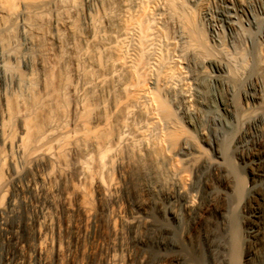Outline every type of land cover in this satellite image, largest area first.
<instances>
[{
    "label": "rangeland",
    "instance_id": "obj_1",
    "mask_svg": "<svg viewBox=\"0 0 264 264\" xmlns=\"http://www.w3.org/2000/svg\"><path fill=\"white\" fill-rule=\"evenodd\" d=\"M37 1L29 0L30 4H27L28 7L25 6V10H27V12L25 11V18L28 19V22H32L31 24L34 28H39L37 35H34L33 31V33L31 31L28 33V35H34H30L31 40L33 39V44L28 50L29 53L21 45L23 38L16 30L19 28L18 24H20L19 16V19L16 18L17 10L20 12L24 7L16 4L20 7L15 5L16 9L13 8L14 10L12 11L0 13V26L7 24V26L5 25L7 30L3 32L8 34L2 32L1 34L3 35L0 34V39L5 41L6 44L9 42V45H5L2 41L4 44L1 43L0 46L2 47L3 45L5 50L14 51L13 53L17 51L16 55H18L19 51L21 53L26 52L29 56L31 55L29 68L24 67L21 61L18 63V61L7 59L5 61L7 66H4L6 73L12 72L13 75L17 73L14 77H17L18 73L25 76L28 73L30 75L33 74V76L28 75L29 79L33 78L31 81L28 80L27 76L23 75L24 78L22 75L20 76L22 78L20 79L23 82L25 81V83L22 82L23 87H26H24L25 89L22 87L21 91L14 83L7 85L8 93L2 87L0 88L9 96L7 99H9L8 106L10 108H8V112H10V115L8 113L9 116L7 115L4 118V121H7L4 124L8 128L7 132L10 129V134H8L10 138H13V136L15 138L17 133H19L15 115L20 111L19 109H24V107H28L26 110L29 117V119L27 117L28 123H30V119L32 121L29 124L30 130L27 133L32 138L47 127L46 125L54 118L53 116H55V119L52 121H55L56 118L61 121L64 118L66 120H62L63 122L67 121V124L70 123L73 118L72 87L83 76L96 74L99 70L108 72L103 91L105 93L109 92V96L106 97L103 109H99L94 101L93 103L91 102L94 97L93 93L99 92L96 89L95 92L87 94L89 96H86V101L90 105L89 107L87 106V109L85 107L81 113L85 117L87 124H89L88 127L94 124L100 126L98 120L106 115L108 119L107 128L102 125L100 128L94 125L97 130L89 128L90 131L96 130L94 135L97 138L99 137V141L109 134V137H111L115 136L119 131L123 132V121L126 124L124 132L129 137L128 144L123 143L124 145L119 147V149L121 148L119 150V156L121 157L116 158L122 162L123 166L125 165L124 167L127 171L124 179V182L126 181L124 183V189L126 190H124V197H127L125 199L127 202L129 201V205L142 201L149 215L148 221L140 224L133 235L135 236L133 237V253L144 257L142 264H196V259L199 258L200 264H245L247 247L246 243L243 242V238L248 221L243 217V214L247 204L246 188L248 178L244 167L234 156L233 142L226 139H230L231 130L218 128L219 126H217V129L221 131L216 133L211 129L213 134H220L221 132L224 134L222 135L221 133L215 143L217 150L222 153L221 159H218L222 163L219 165L222 177L219 178L213 171L203 167L199 172V174L201 173L200 175L193 176V171H190L188 166L183 168L184 174L178 179L173 178L171 174L173 170L175 171L182 166L181 162H178L179 158L176 152L183 141L187 140L191 146L193 145L195 148L198 147L197 149L199 150L206 151V153L202 151L203 156L205 155L210 159L213 157L211 148L206 144V141H202L200 135L181 116L179 109L182 105L181 100L191 99L188 100L187 104H190L189 106L192 108L194 106L193 94L199 87L204 88V83L208 82V78L214 73L228 87L221 92L227 99L230 108L238 115H241V113H245V111H242V109L245 110L243 107V88L258 78L264 80V0ZM226 5L244 7L252 13L253 25L245 26L244 35L239 36L235 33L236 31L238 32L236 26H230L221 19L219 20L218 12L219 10H228ZM90 8L100 19V28L104 33L100 31L93 35L88 32L86 20L83 16ZM30 14L31 16H29ZM65 20H67V23ZM3 22L4 24H2ZM212 22L214 24L218 23L216 30L219 29V31L217 30L219 34H217V37L220 42L218 43L217 41L215 44L211 40L212 36L209 29V23ZM183 26L185 27L182 28ZM53 33L57 35L56 38H52ZM139 33L141 37L138 35ZM118 40H122L120 41L121 43ZM19 42L21 43L20 45ZM234 45L237 48L233 47ZM75 50L85 52H82L83 57L79 61L80 68H82L79 73L75 71V67L71 62ZM20 52L19 54H21ZM234 55L235 58H238L236 60L241 61V64L237 62L236 66L240 67L239 71L235 70V66L232 64L233 60H235L233 58ZM98 61H100L99 65H101L99 69L94 66V63L96 64ZM212 62L213 65H218L219 62V66H221L219 71H214L212 66L209 65L210 63L212 65ZM242 64H246L244 65L246 67L243 66L241 68ZM30 69L31 71L28 72ZM226 69L229 70L227 71ZM85 70L87 71L83 72ZM112 70H115V74L111 73ZM2 73L1 70L0 78L3 75ZM121 81L126 85L124 92L116 88V90L113 89L116 82ZM198 81H201L202 87ZM208 85L210 92H214L213 84L210 85L208 83ZM124 94L126 97L123 96ZM127 94L131 98L127 97ZM121 100L126 103L128 101L127 104L132 108H129L127 115H124L126 113L120 109ZM58 101L61 104H58L59 107H57ZM117 102L120 103L118 104ZM246 110L247 114L245 116L252 113L250 109ZM130 111L131 114H129ZM229 119L228 121L232 124L236 123L234 119ZM37 126L40 127L38 128ZM80 137L82 136L77 138L78 142L75 141L76 145L74 144L73 149L71 148L69 152L64 153L62 158L70 167L71 173H73L72 175L76 180L82 186H85L86 189H89L90 193H93V205L98 204L100 206L95 197V188L93 186L95 171L98 168L96 157L89 144L90 141L88 142L89 139L87 140L85 136L83 138ZM2 146V143H0V154H3L2 157L14 152L13 149L11 150L6 145ZM255 148L264 149V133L261 134L259 141L255 144ZM5 153L6 155H4ZM108 154L110 153L103 156L102 161L104 160L103 162L105 163L102 170L98 169L99 171H97L103 181L110 177L117 178L119 175L118 167H116L118 161L112 159L111 155L109 157ZM0 162V171L2 172H0L1 185L7 178L8 160L6 158L3 161L0 160ZM3 162L5 166L2 165ZM109 162L113 164H109ZM86 171L88 172L85 173ZM89 178L92 179V182ZM172 179L183 185L193 183V188L187 194L191 203L189 209L177 210L180 216L179 223L167 219L163 215L162 207H160L163 206V203L165 204L166 192L172 191L174 188L171 183L175 181L173 182ZM0 198L1 203L6 204L8 192H3ZM55 204H57V208H60L59 203L55 202ZM20 216H13L14 218L10 220L11 225L20 224L17 228L19 232L16 231L17 237L19 236L18 245L14 243V240H12L13 242L9 241L8 236L6 238V236L0 235V242L3 245L0 244V254L8 251L10 256L22 257L24 254L29 253L35 242L37 231L31 225H24L21 220L22 216ZM79 216L76 212L66 214L62 211L58 217L59 222L64 224L63 222L67 218L72 217L79 220ZM102 222V220L97 221L93 232L87 235L81 234L77 242L75 241V236L73 238V233L65 232L66 230L63 226H55L50 231L53 244L55 245L58 241L65 243L67 238V242L71 244L75 251L82 239V245L86 246L83 251L85 259L90 264H102L101 258L105 254V240L107 241L110 236L109 228ZM2 237L4 239H1ZM260 243L264 245V239ZM222 253L224 254V259L220 258ZM231 254L233 255V260L230 259ZM48 255L51 261L49 263L55 264L56 251L53 245L48 249ZM0 264H2L1 261Z\"/></svg>",
    "mask_w": 264,
    "mask_h": 264
},
{
    "label": "bare ground",
    "instance_id": "obj_2",
    "mask_svg": "<svg viewBox=\"0 0 264 264\" xmlns=\"http://www.w3.org/2000/svg\"><path fill=\"white\" fill-rule=\"evenodd\" d=\"M47 2H49V1H47ZM16 4L24 7L23 10H21L20 12L17 10L16 18L17 19L20 18V24H18L19 28L16 30H17V33H19L21 35V37L23 38L22 44L19 42V45L20 44L23 45L24 46L23 48L25 50H27L26 52H28V50L30 49V46L33 44L32 43L33 39L31 40L30 37L37 35V33L39 31L38 30L39 28L38 29H37V27L34 28L33 25L31 24L32 22L31 23L28 22V19L25 18L26 17L25 15L27 12V10H25L26 9L25 6H27V4L28 5L30 4L29 0H0V13L3 14V13L14 10L13 8L18 6ZM18 7H20V6H18ZM226 7L228 8V10H219V12H218L219 20L221 19L224 23H226L230 26L231 25L236 26V28H237L236 30H238V32L236 31L235 33L239 36L240 35L242 36L244 28L246 30L245 26L250 25V24L253 25L252 13L249 12L244 7H232L229 5H226ZM19 10H20V8H19ZM38 11H40V10H38ZM7 14H9V13H7ZM28 14H29V11H28ZM31 14L29 16H31ZM13 16H14V14H13ZM18 16H19V18H18ZM83 17L86 20L87 29H88V32L90 34L96 35L95 34L96 32H100V31L103 32V30H101V28H100V23H101L99 21L100 19L98 18V16L95 15V13L93 12V10H91V8L88 9V11L85 13V16H83ZM183 19H181V20H183ZM66 21L67 20H65V22ZM175 23H177V22H175ZM2 24H4V22ZM217 24H214V22L209 23V29L211 31V36H212L211 40L214 44L217 41H218V43L220 42L219 38L217 37L219 35L218 34L219 29H217L218 31L216 30ZM5 25L7 26V24L0 26V34L3 31L7 30V27ZM9 25H11V24H9ZM184 27L185 26H183L182 28H184ZM102 29H103V27H102ZM137 29H139V28H137ZM10 30H11V28H10ZM30 31H31V33L34 32L35 34L34 35L29 34L28 35V33ZM136 31L138 32V30H136ZM3 33L7 34V32L6 33L3 32ZM109 33H110V31H109ZM98 34H100V33H98ZM244 34H245V31H244ZM1 35H3V34H1ZM114 35H115V33H114ZM138 35L140 36V33ZM181 35H183V34H181ZM56 36H57L56 34H54V33L52 34V38H56ZM122 36H124V35H122ZM263 36H264V34H263ZM4 38H5V36H4ZM142 38H144V37H142ZM122 39H124V38H122ZM246 39H248V38H246ZM183 40H184V38H183ZM2 41L0 39V45H1ZM118 41L120 42L122 40H118ZM3 42L5 43V41H3ZM4 43H2V44H4ZM7 44L5 43V45H7ZM14 44L16 45V43H14ZM192 47H191V49H192ZM233 47H235V45ZM32 48H31V50H33ZM187 48H189V47H187ZM235 48H237V47H235ZM234 50H236V49H234ZM13 52L5 50L3 48V45H2V47L0 46V71L2 70V72H3L2 73L3 75H1L2 77L0 78V88L2 87L5 92L7 91L6 88H7L8 84L14 83L20 89V91H21V89H23L25 87V86L23 87V85H22L23 81L21 80L22 78L20 77L22 75V77L24 78L25 75L18 73L19 77H18V75H17V77H14V75L17 73H15L13 75L12 72L11 73L7 72V73H9V74H7L5 71V68H4V66H7L5 61L7 59L8 60L10 59L13 61H18V63H19V61H21V63L23 64L24 67L29 68V66H30V56L31 55L29 56L26 52H24V50H23L24 53H21L19 51L21 54H19V52H18V55H16L17 51L15 52L16 54ZM82 52H83L82 50H81V52H80V50L79 51L75 50V52L72 55V59H71L72 65H74V67H75L74 69L77 73H79V70L82 69V68H80V65H79V61H81L82 57H83ZM227 52H229V51H227ZM237 52H239V51H237ZM83 53H85V52H83ZM84 56H85V54H84ZM231 57H233V56H231ZM233 58L235 60H233ZM233 58H232V60H233L232 64L235 66L234 67L235 70H238L240 67L239 68L236 67L237 62H239V64H241L240 63L241 61L236 60L238 58H235V55ZM99 62L100 61H98V63L96 62V64L94 63V66L98 69L101 66V65H99L100 64ZM116 62H117V60H116ZM118 62H119V60H118ZM229 62H230V59H229ZM246 62H247V60H246ZM121 63H123V62H121ZM4 64H6V65H4ZM220 64H221V62H220ZM226 64H228V63H226ZM209 65L212 66L214 71H219L220 67H221V66H219V62H218V65L217 64L213 65V62H212V65H211V63ZM244 65H246V64H244ZM244 65L242 64L241 68H243ZM244 67H246V66H244ZM116 69H117V67H116ZM15 71H17V70L15 69ZM30 71H31V69L28 72H30ZM86 71L87 70H85L83 72H86ZM114 71L112 70L111 73L112 72L114 73ZM116 72H117V70H116ZM107 73L108 72L99 70V72H97L96 74H91L92 76L87 75L86 77H84V76L81 77L80 80L77 81L78 83H75L76 85L74 87H72V89H71L72 95H73V118L71 119L70 123L67 124V121L63 122L66 120L63 117H62L63 119H61V121L58 120L57 118H56V120H58V121H56V120L52 121L53 119H55V116H53L54 118L51 119V121L49 120L50 123L48 122V125H46L47 127L45 126L46 128L43 129V131H41V132L39 131V133L36 132L37 134L35 133L36 135L33 138L29 134H27L28 131L30 130L29 124L32 122V121H30L31 120L30 119L29 120L30 123H28L29 117H28V114L26 111L28 109V107L27 108L24 107V109L23 108L19 109L20 111H18V113H16L17 116L15 115V117H17L16 120L18 123L19 133H17V136H15V138H14V136H13V138H10V135H8V134H10V132H9L10 129H9V131H8L9 133H8L7 132L8 128H6L7 126H5V124H4L7 122V121L6 122L4 121V118L8 115V113L10 115V112H8V108H10L8 106V103H9L8 100L9 99H7V98H9V96H7L6 93L2 91V89H0L2 91V92L0 91V143H2L3 146L6 145V146L10 147L11 150L12 149L14 150V152H11L7 155L5 153L4 154V155H6V157L4 156L5 158L2 157L3 154L2 155L0 154V160L3 161L6 158L8 160L7 169H6L7 170V178H6V180H4L5 182L0 185V197L2 196L3 192H6V191L8 192V200H7L6 204H4V203L2 204L1 198H0V235L6 236V238L8 236L9 241L14 240V243L17 244L19 236L17 237L16 231L19 232L17 230V228L20 224H17V225H13V224L11 225L10 224L11 218H14L13 216L16 217L17 215L22 216L21 220H22V223L24 225H27V226L31 225L34 228V230L37 231L36 240L33 243L28 254L26 253L22 257H16L13 255L10 256L8 251H5V253H3L1 251L2 253L0 254V261L2 262V264H50L51 261L49 260L50 258H48L49 257L48 249L52 245L54 247V250L56 251L55 264H90V262H88L87 259H85V257H84L85 253L83 254V251H84L86 246L84 247L82 245V241H81L82 239L80 240L81 243L78 244L77 247H76V245H74V247H76V250L74 251L71 244L69 242H67V238H66L65 243H62V241H58L54 245L53 244V238L50 235V233H51L50 231L55 226H58V227L63 226V228L66 230L65 232L68 231V232H71L70 234L73 233V238L75 236V241L77 242L78 239L81 237L80 236L81 234L87 235V234H90L91 232H93L94 225L96 224L97 221L99 222L101 220L103 221L102 223L106 224V226L110 230V232L108 231L110 233V236H109L107 241L105 240L106 244H104L105 245V254L102 255L103 258H101L102 264H142L144 257L140 254H134L133 253L134 251H132V249H133L132 247H134L133 246V241H134L133 237H135L133 235L136 232V228L140 224H144L148 221L149 215H148L147 210L145 208V205H143L142 201L136 202L133 205H129V201L128 202L126 201L127 197H124L125 191H126L124 189L125 188L124 183L126 181L124 182V179H125V176L127 174L126 173L127 171L124 167L125 165L123 166L122 162H120V161H118V159H116V158L121 157V156H119V150L121 149V148L119 149V147H121V145H124L123 143L128 144L127 142L129 140L128 139L129 137H127L126 136L127 134L125 135L126 132H124V130L126 128L125 127L126 124L123 121V123H122V125L124 124L123 132L119 131L117 134H115V136L113 135L111 137H109V135H110L109 134L106 137H104L102 140L99 141L98 140L99 137L97 138L94 135V134H96V130H97L95 128V126L96 127L98 126L99 128L102 126L103 127L106 126V128H107L108 127L107 126L108 125L107 124L108 119H107L106 115L100 117V119L98 120V124H100V126L97 124H94L95 126L92 125L91 127L90 126L88 127L89 124H87L86 119H84L85 117L81 113V112H83V109L85 107L87 109V106L89 107V105H90L88 103V101H86V96L87 97L89 96L87 94L91 93V92L92 93L95 92L96 89H98L99 92L98 91L95 92L97 95L95 93H93L94 97H93L91 102L93 103V101H94V103L98 106L99 109L100 108L103 109L106 97L109 96V92L105 93L103 91V89H104L103 85L105 84V81L107 79L106 78ZM28 75H30V74L28 73ZM28 75H26V76L28 77V80L31 81L33 78L29 79L30 77ZM31 75L33 76V74H31ZM111 75H113V74H111ZM238 75H239V73H238ZM64 81H66V80H64ZM121 82H116V84L114 82L115 86L113 89L116 88L117 90L124 92L126 85L123 84V82L122 83ZM23 83H25V81ZM27 83L30 84L31 82H27ZM198 83H200V86L202 85L201 81H198ZM208 83H210V85L213 84L212 86L214 87V92L212 90H211L212 92H210ZM204 84H205V86L204 85L203 86H204L205 90H203L204 88L201 86L202 88L199 87V89H197L192 96L194 106L191 104V106H193L191 108L189 106L190 104L189 105L187 104L188 100H191V99H188V100L185 99V100H181L182 105L179 109L181 112V116L184 118V121L197 134L200 135L202 141H204V142L206 141V144L209 145V147L211 148L213 157L210 159L204 155L206 157L205 158L203 156L202 151L205 153H206V151L199 150V149H197L198 147L195 148V147H193V145L191 146V144L187 140H186L187 142L183 141L181 143V145L179 146L177 152H176V154L179 158L178 162H181L182 166L180 165L181 168L176 167L177 169L175 171L173 170V173L171 172L172 173L171 175L173 176V178L178 179V177H181L184 174L183 168H185V166L187 168V166H188V167H190V171L191 170L193 171V176H198L199 172L201 171V168L203 167L205 169L207 168V169L213 171L219 178L222 177V174H221L220 169H219V165L222 163H221V161L218 160V159H221L222 153H220L219 150H217V147H215V143H216L217 139H219V137H220L219 135L222 132L220 134H216V133H218V131H221V130L217 129V126H219L218 128H222V129L225 128L226 130L227 129L231 130L232 133L230 132L231 133L230 139L226 138V135H225V138L227 140H229V141L231 140V142H233V146H234L233 152L235 154L234 156H236V159L244 167L246 174H247V178H248V185L246 188L247 204L245 207V213L243 214V217L248 221V225H247V228L245 230V235L243 238V242L246 243V247H247V254H245V264H264V245H262L260 243L264 239V149L259 150V149L255 148V144L259 141L261 134L264 133V80L258 78V79H256V81L250 82L249 84H247L245 86V88H243V95L242 96H243V101H244L243 107L245 108V110L242 109V111H245V113L243 112V113H241V115L240 114L238 115V113H235V111H233L230 108L229 104L227 103V99L225 98V96L222 92L228 87H226L225 83L221 79H219L218 75L216 76V74H214V73L211 74L210 78H208V82H206ZM196 88H197V86H196ZM210 88H211V86H210ZM22 92H25V91H22ZM237 92H238V90H237ZM7 93H8V91H7ZM123 96H125V94ZM127 97H130V95L128 96V94H127ZM121 99H123V98H121ZM125 101H126V98H125ZM125 101L123 102L121 100V103L119 102L120 104L118 102L117 103L119 104L120 109L123 110L124 113H126L124 115H127V113L129 112V108L130 109H132V108L129 107V105L127 104L128 101H127V103ZM86 102H87V105H86ZM15 103H16V101H15ZM190 103H191V101H190ZM58 104H59V101L57 102V105ZM59 105H61V104H59ZM59 105L57 107H59ZM246 109H250V111H252V113H250V111L248 110V112L250 114L245 116V114H247ZM15 110H17V109H15ZM31 113H29V114H31ZM129 114H131V111ZM49 115H51V114L49 113ZM62 116H64V115H62ZM27 117H28V119H27ZM229 118L234 119V121L236 123L232 124L230 121H228ZM8 127H9V125H8ZM89 128L90 129L95 128L96 130L94 129L93 131L92 130L90 131ZM211 129H213V132H216V133H214V134L211 133V131H212ZM105 131H106V129H105ZM138 131H140V130H138ZM90 132H92V133L95 132V133L92 134ZM11 133H13V132H11ZM222 135H224V134L222 133ZM79 136H82L80 138H83V136H85V137H87L86 138L87 140L89 139L88 142L90 141L89 144L91 145V148H92L94 155L96 157V162H97V167H98L97 171H99L100 169L102 170L104 163H105V162H103L104 160L102 161V159H103V156H106L107 153H110V154H108L109 157L112 156V159H114V160L116 159L118 161L116 163L117 164L116 167H118V171H119V175L117 178H114V177L111 178L110 177V178H107L105 181H103V179L100 178V174L98 175V172L95 171L96 173H95V177L93 180V186L95 188V197L97 198V202H99L100 206L98 204H97L98 206L93 205L94 204L92 202V197H94V196H92L93 193H90L91 191H89V189H86L85 186H82L78 182V180H76V178L72 175L73 173H71L70 167L67 165L65 160H63V158H62V155L64 153L66 154V152H69L71 150V148L73 149L74 144L76 145L75 141L78 142L77 138H79ZM130 137L132 138V136H130ZM222 137H224V136H222ZM112 162H115V161H112ZM112 162H109V164ZM0 164H1V162H0ZM2 165H4V162ZM111 165H109V166H111ZM114 165H115V163H114ZM108 168L110 169V167H108ZM87 172L88 171H86L85 173H87ZM100 173H101V171H100ZM91 174H93V173H91ZM107 175H109V174H107ZM111 176H113V175H111ZM1 179H3V178L1 177ZM91 180L92 179H90V181ZM172 181H173V179H172ZM172 184L174 187L173 190L166 192L165 204L163 203V206H160V207H162L163 215L167 219H169L170 221H173L175 223H179L180 216H179V213L177 210L178 209L179 210L180 209H184V210L189 209V206L191 203L189 201L187 194H188L189 190L193 188V183H190L188 185L187 184L183 185V184L177 183L175 181L174 183H171V185ZM88 188H90V187H88ZM55 202L60 204L59 206L61 209L57 208V206H56L57 204H55ZM61 210L66 214L76 212L80 215L79 216L80 219L78 220L77 218L74 219L72 217L67 218L66 220L64 219L65 222H63L64 224H62L59 222V217H58L59 213L62 212ZM58 211H61V212H58ZM61 216H63V215H61ZM23 224H22V226H23ZM125 235H127V236H125ZM1 239H4V238L2 237ZM0 244H1V242H0ZM6 245H8V244H6ZM221 250H223V249H221ZM220 256H221L220 258H223V259L225 258L223 253ZM230 259L233 260L232 254L230 255ZM199 260H200V258L196 259V261H197L196 264L201 263ZM232 260H231V262H232Z\"/></svg>",
    "mask_w": 264,
    "mask_h": 264
}]
</instances>
